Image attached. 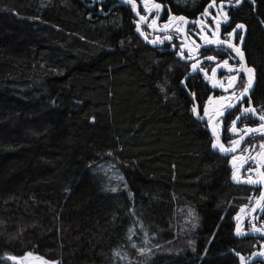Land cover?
<instances>
[{
  "label": "trees",
  "instance_id": "16d2710c",
  "mask_svg": "<svg viewBox=\"0 0 264 264\" xmlns=\"http://www.w3.org/2000/svg\"><path fill=\"white\" fill-rule=\"evenodd\" d=\"M254 1L239 16L264 105ZM89 14L81 0H0V264L28 252L56 264H237L231 250L250 254L255 240H237L233 219L253 188L232 185L191 111L202 85L137 40L126 14Z\"/></svg>",
  "mask_w": 264,
  "mask_h": 264
},
{
  "label": "flooded vegetation",
  "instance_id": "af4514ba",
  "mask_svg": "<svg viewBox=\"0 0 264 264\" xmlns=\"http://www.w3.org/2000/svg\"><path fill=\"white\" fill-rule=\"evenodd\" d=\"M81 2H83L89 9L90 17L91 16H108L114 13L115 15L122 17V19L124 20L123 17H124V14H126L130 19L132 32L137 40L142 42L145 46L151 49L157 50L161 54H172L176 59H178V61L182 65L187 66L188 67L187 77L188 78L192 77V79H197V82L202 85L201 90L206 96V99L201 106L195 103V106H197L198 110H200L201 117H203L202 108L204 106L211 107L210 105H208L209 97H212L215 101V99L221 95H224V96L230 95L231 90H229L228 93H225L223 89H221L218 86L216 88H213L212 81L207 80L204 77L203 73H198V72L192 73L191 63L193 61L188 60V59H183L179 55L180 47L183 44L185 57L191 54L193 57L200 59L201 66L208 71L209 75H211V69L215 67V64L217 62L222 61L223 59H229L230 64L236 65L238 67L240 63L239 58L236 57L235 53L232 50L224 49L222 48V46L218 47L216 45H205L201 38L202 35L204 34H208L211 37V32L213 30L210 27H204L203 32H201V27H202V25L200 24L201 20H204L205 25H211L213 23L210 19L205 18L202 15L205 7H207L208 0H198L196 2L197 6L195 8H190L187 0H150V4L158 3L161 5L159 14L156 15L155 9H153L152 13L149 14V19L147 21V24H151L152 19L155 18L156 25L154 28L148 27L146 26V23L142 21L140 22V25H139L140 31H137V24H136V21L139 19V17L136 15V12L133 11L127 3H124V0H104L103 3H98L95 0H81ZM137 2L139 4L140 0H137ZM246 5L247 6L251 5L254 7L255 1L254 0H241L239 4H236L235 0H230V6L225 8V10L228 12V20L227 22H224L223 20H221L220 36L221 38H226V33L229 31H232V29L235 28L236 24H244L245 28L243 30L236 29V35L232 39H233V42L237 43L240 46L241 50L244 52V57H245L244 63H246L247 66L252 67L247 60V56H246L245 49H244L248 28L244 20L239 16L240 10ZM209 10L212 11L211 9ZM169 16H175V17L183 16L185 17L187 23H183L179 20H174L169 25V27L165 29L164 25L169 22L168 20ZM178 27L183 29V31L177 32L176 28ZM141 32H143V34L148 37L147 40L144 39V35H142ZM168 36H171L172 39L171 40L167 39ZM240 36H243L242 42L239 40ZM151 40H157V43L155 44L150 43L149 41ZM160 41H163V43H160ZM209 55L216 56L217 62H209L203 59V57H206ZM233 74L234 73L227 72V70L225 69L217 68V74L214 79L218 81L226 82L228 76L233 75ZM256 81L257 80H256V73H255L254 80H253V87H252L253 90L251 92L252 93L251 100H252L253 105H257L255 104V101L253 100V94H254L255 87H256ZM245 83H246V75L243 72H241L239 76L237 77V82H236L235 87L239 89ZM242 103L244 106H247L246 99ZM239 106L240 104L237 103V107ZM224 111H225V116L220 118L222 119V124H220V126L222 127V130H217V132L219 134V137L222 143L225 145V147H229L228 143H230L231 140L238 139V136L236 134H233L231 131H229L230 120L233 119L235 115H239V113L236 112L235 108L231 110L233 113V116L228 115V109H224ZM194 116L197 120V117L195 114ZM203 119H204V123H202V125L209 131L208 129L209 124L207 123V117H203ZM258 123H259L258 120L250 118V117L242 118L241 121H238L237 127L240 128L243 124H246L248 127L254 128L258 125ZM211 138H212V143H213L215 138L212 137V135H211ZM253 138L264 139V136H262L260 133H255L245 140L243 145L234 154L237 157L236 161L238 162L234 170L230 169L229 167V163L232 160V157L234 155L231 157L223 156L224 158L228 159V167L231 170V177L234 171H237V169L240 170L241 168L245 166L239 176L240 179L245 180V178L247 177L246 174L248 172L247 169L250 166L253 168L255 167L254 161L252 159H249L251 155L249 156L246 155L245 157H243L240 154V152L244 149V147L249 145L251 139ZM216 152L220 154L219 151H216ZM251 157H256V155L251 156ZM243 161H247V162L244 163ZM253 179H258V178H253ZM245 187H250V186H245ZM250 188H253L254 190L258 189L261 192V189L259 188H254V187H250ZM235 218L236 217H234L233 221L236 225ZM233 252L234 251L231 250L232 254ZM261 263L262 261L260 259L256 262V264H261ZM237 264H239L238 259H237Z\"/></svg>",
  "mask_w": 264,
  "mask_h": 264
},
{
  "label": "snow or ice",
  "instance_id": "6c2138e0",
  "mask_svg": "<svg viewBox=\"0 0 264 264\" xmlns=\"http://www.w3.org/2000/svg\"><path fill=\"white\" fill-rule=\"evenodd\" d=\"M241 0H235L236 4H239ZM124 3H127L133 11L136 12V15L139 17V19L136 21L137 24V31H140V22H145L146 26L148 27H155L156 20L155 18L152 19L151 24H147V21L149 19V14L152 13V10L155 9V14H159V10L161 8V5L158 3H151L150 0H140L139 4L137 0H124ZM230 6V0H208L207 7H205L202 15L205 18L210 19L213 23L211 25H205L204 20L200 21L201 32H203L204 27H210L212 28L211 37L208 34L202 35V40L205 45H216L218 47L224 48V49H230L232 50L236 57L239 58V65L238 67L236 65H232L229 63V59H223L220 62H217L216 56H206L203 57L204 60H207L209 62H217L215 64V67L211 69V75L208 74V71L201 66V60L193 57L191 54H189L187 57H185L184 53V45L182 44L179 50V55L183 59L192 60L191 63V70L193 72L203 73L204 77L207 80L212 81V87L216 88L217 86L223 89L225 93H228L229 90H231L230 95L224 96L221 95L217 97L214 101L212 97L208 98V105L204 106L202 108L203 117H207V123L212 126V132L215 136L214 142L211 144V147L213 149H218L220 152H231L235 153L237 149L240 147L241 141L245 139L246 136H248L250 133H260L262 136H264V105H253L251 100L252 93L250 92V89L253 87V80H254V74H255V68L249 67L244 63V52L241 50L240 46L237 43L233 42V37L236 35V29L243 30L245 28L244 24H236L235 28L232 29V31H229L226 33V38H221L220 36V28H221V20L224 22H227L228 20V12L225 10L226 7ZM211 9L212 11H210ZM143 13V14H141ZM169 22L164 25V28L167 29L169 25L174 20H179L183 23H187L185 17L179 16H169L168 18ZM177 32L183 31L181 28H176ZM142 35L143 32H141ZM144 39L147 40L148 37L144 35ZM167 39L171 40L172 37L168 36ZM239 40L243 41V36L239 37ZM150 43H157V40H151ZM160 43H163V41H160ZM217 68H222L227 70L229 73H234L233 75L228 76L227 81H218L214 78L217 74ZM243 72L246 75V83L237 89L235 87L237 82V77L239 74ZM182 84H184L185 88H187V83L185 81H181ZM189 94L195 99L196 93L195 92H189ZM247 100V106L243 105V101ZM235 101V103H234ZM237 103L240 104L239 107H237ZM235 108L236 112L239 113V115H235L233 119L230 120V129L233 134H236L238 136V139L231 140L229 147H225L223 143L219 142V135L217 134V130L222 124V117L225 116L224 109H228V115L233 116L232 109ZM191 111L199 118H203L200 116V110H198L197 106H193ZM253 118L258 120V125L254 128L248 127L246 124H243L240 128L237 127L238 121H241L242 118ZM259 148L261 151H259L256 155V157H249V159H252L255 163V167H249L247 171L249 173L256 172L258 179H253L251 175H248L245 178V183L251 184V185H257L260 184L264 186V142H262L259 145ZM247 151V149H246ZM237 157L234 155L232 157V160L235 161ZM246 163L247 161H243ZM236 166L234 165V168ZM238 171V169H237ZM237 171L233 172L232 178L234 180H239L240 177L237 174ZM115 191L116 189H112ZM262 202H264V191H261L259 194V197L255 200V204L252 207V211L255 212L257 208H260L262 205ZM244 207L240 209L241 212H244ZM264 210V209H262ZM239 219V217H237ZM252 228L254 231L264 233V227H257L255 224L252 225ZM236 233L240 234V228L237 227ZM135 247V245H133ZM138 251L143 254L145 249L143 247L139 248ZM27 257H32L33 253L28 252L25 254ZM235 255L239 258V264H246L245 257L240 254V252H235ZM253 256L259 255L261 257H264V250L260 251L258 254L253 253ZM8 259L12 261H17L19 258L16 256H9ZM36 260L40 262V264H49L48 261L44 260L41 257H36ZM20 264H23V261L20 260Z\"/></svg>",
  "mask_w": 264,
  "mask_h": 264
},
{
  "label": "rangeland",
  "instance_id": "374dc122",
  "mask_svg": "<svg viewBox=\"0 0 264 264\" xmlns=\"http://www.w3.org/2000/svg\"><path fill=\"white\" fill-rule=\"evenodd\" d=\"M187 1H188V4H192L194 2H197L198 0H187ZM218 130H222V127L219 126ZM262 142H264V139H262V138H253V139H251L249 145L244 147V149L240 152V154L243 157H245L246 155H248V156L249 155H251V156L257 155V153L261 150L259 148V145ZM228 146H231L230 143H228ZM246 149H247V151H246ZM107 172L109 173V175H107V179H106V181L108 183L107 185H109V186H119L122 183V181L120 179V175L116 171L112 170V168L109 167V170H107ZM248 175H251L252 178H258L256 172H254V171L251 172V173L247 172L246 176H248ZM259 194H260V190L252 189L250 191V195H248L245 198L246 202L244 203L243 206H240L239 209L242 208V207H246L247 211L251 210L253 205L255 204V200L259 197ZM237 215H238V212H237ZM237 215L235 217H237ZM184 220H185L184 223H186V224L191 223L193 225V226L191 225V227H194L195 225H197L198 218L192 211H189L188 214H187V217ZM253 224H255L257 227H264V222H263V219H262V213H257L255 216H253L252 218L247 220L245 222V225L243 226L242 229L244 231L253 230V228H252ZM185 227H187V226H185ZM143 234H144L143 235L144 241L147 243L148 236H147L146 233H143ZM179 239H180V241H184V242H188L189 241L190 242L189 245H193V241H190L189 238H185V237L183 238V236H181ZM251 239H253L255 241L253 242L254 243L253 244V248H251V249H253L252 252H250V254H245V256H244L247 259L249 257H251L253 253H258V252L264 250V239H255V238H251ZM239 241H241V240H239ZM145 242H143L142 244H138L137 245V249H139L141 247H143L144 249L148 248V246L145 244ZM187 251H189V250H187ZM28 258H30V257H28ZM260 260L262 261L261 264H264V257H262ZM26 261H27V259L23 261V264ZM128 264H134V260L128 261ZM135 264H137V261L135 262Z\"/></svg>",
  "mask_w": 264,
  "mask_h": 264
},
{
  "label": "water",
  "instance_id": "95a60500",
  "mask_svg": "<svg viewBox=\"0 0 264 264\" xmlns=\"http://www.w3.org/2000/svg\"><path fill=\"white\" fill-rule=\"evenodd\" d=\"M95 1L98 2V3H103V2H104V0H95ZM192 73H193V71H192ZM252 90H253V88L251 89L250 92H252ZM196 117H197V116H196ZM197 120H198V122L201 123V124L204 123V119H203V118H199V117H197ZM237 124H238V123H237ZM208 129H209V132L211 133L212 137L215 138V136H214V134H213V132H212V126H211L210 124L208 125ZM217 134H218V132H217ZM253 134H255V133H250L248 136H246L245 139H244L243 141H241V143H240V147L243 145V143L245 142V140H246L248 137H250L251 135H253ZM218 135H219V134H218ZM219 142L222 143L221 139H219ZM240 147H239V148H240ZM239 148H238V149H239ZM212 149H213V148H212ZM238 149H237V150H238ZM213 151L216 152V151H219V150H218V149H213ZM219 152H220V151H219ZM235 153H236V152H235ZM235 153H231V152H228V153L220 152V154H221L222 156H224V157H231V156H233ZM237 163H238V162H237L236 160H235V161L231 160L230 163H229V167H230V169L234 170V169H235V168H234V165L237 166ZM244 167H245V166H244ZM244 167L237 171L238 176H240V173H241V171L244 169ZM232 176H233V175H232ZM244 181H245V180H242V179L234 180V179L231 177V183H232V185H234V186H250V187H254V188H259V189H261V191H264V186H262V185H260V184H257V185H251V184L245 183ZM240 209H241V208H240ZM240 209H239V211H238V215H237V217H239V219H237V217L235 218L236 226H235V229H234V237H235L237 240H244V239H247V238H249V239H251V238H255V239H264V233L257 232V231H253V230H250V231H244V230L242 229L243 225L245 224V222H246L247 220H249L250 218H252L253 216H255L257 213H262V214H263L264 210H262V209H264V202H262L261 207H260V208H257V210H256L255 212H253L252 209L249 210V211H247L246 207H244V209H245L244 212H241ZM237 227L240 228V234H239V235L236 233V229H237ZM258 253H259V252H258ZM258 253H257V254H258ZM233 254H234L235 258L239 260V258L235 255V252H233ZM36 257H40V256H38V255H33L32 257L28 258L27 261H26L24 264H40V262L36 260ZM41 258H43V257H41ZM261 258H262V257L259 256V255H256V256H253V255H252V256L249 257L248 259L245 258V260H246V264H255V263H256L259 259H261ZM43 259H44V258H43ZM44 260H46V259H44ZM46 261H48V260H46ZM48 262H49V264H56V262H50V261H48Z\"/></svg>",
  "mask_w": 264,
  "mask_h": 264
},
{
  "label": "bare ground",
  "instance_id": "6f19581e",
  "mask_svg": "<svg viewBox=\"0 0 264 264\" xmlns=\"http://www.w3.org/2000/svg\"><path fill=\"white\" fill-rule=\"evenodd\" d=\"M103 21V20H102ZM95 23V22H94ZM97 25V24H96ZM107 26H108V24H107ZM99 29V28H98ZM122 30V29H121ZM128 31V30H127ZM70 32V31H69ZM85 32V31H84ZM121 41V40H120ZM135 42V41H134ZM132 43V42H131ZM143 44V43H142ZM173 81V80H172ZM177 88V87H176ZM222 157V156H221ZM228 168V167H227ZM233 205V204H232Z\"/></svg>",
  "mask_w": 264,
  "mask_h": 264
}]
</instances>
